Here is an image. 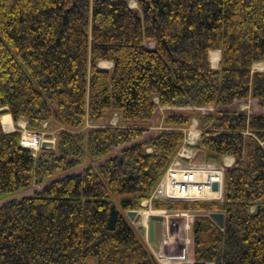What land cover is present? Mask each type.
<instances>
[{
	"label": "trees",
	"instance_id": "obj_1",
	"mask_svg": "<svg viewBox=\"0 0 264 264\" xmlns=\"http://www.w3.org/2000/svg\"><path fill=\"white\" fill-rule=\"evenodd\" d=\"M129 1L0 0V116L55 136L34 155L0 121V264H161L126 211L150 196L193 117L207 162L234 157L222 198L152 208L202 212L193 264H264V112L229 108L252 98L264 110V71L252 68L264 61V0ZM157 106L190 108L144 137ZM106 110L139 121L86 127Z\"/></svg>",
	"mask_w": 264,
	"mask_h": 264
},
{
	"label": "built area",
	"instance_id": "obj_2",
	"mask_svg": "<svg viewBox=\"0 0 264 264\" xmlns=\"http://www.w3.org/2000/svg\"><path fill=\"white\" fill-rule=\"evenodd\" d=\"M21 127L20 145L31 149L34 155L43 139L55 140L54 133L51 132V138L45 129L30 131L25 129V125ZM183 132L184 137L179 150L171 158L150 196L141 202L140 209H136L139 216L142 217L153 211V200L198 201L222 198L224 166L214 162H194L195 145L201 131L198 128H183ZM214 184H217L216 188L213 187ZM184 240L178 249L179 252L168 255L169 258L190 262L188 238L185 237Z\"/></svg>",
	"mask_w": 264,
	"mask_h": 264
},
{
	"label": "rangeland",
	"instance_id": "obj_3",
	"mask_svg": "<svg viewBox=\"0 0 264 264\" xmlns=\"http://www.w3.org/2000/svg\"><path fill=\"white\" fill-rule=\"evenodd\" d=\"M129 5H130V7H133V8L136 7V3L134 4L132 0L129 1ZM145 45H147L148 47H152L153 46V42L152 41H145ZM213 52H217V54L219 53L218 54V56H219L218 59H215V57H211V54ZM209 57H210V62L212 64V66L216 68L217 67V64H218V60L220 58V52H219V50L218 51L213 50L210 53ZM98 64L102 68H110L111 67V63L109 61H106V62L100 61ZM252 68H253V70L264 71V61H258L256 63H254L253 66H252ZM189 108L190 107H188V108H181V107H170V106H157L155 108L154 115H153L152 120H151V125H150L149 132H147L146 134H144V137H147V136L153 134L156 130H158V129L161 128V126H162L161 121H162V118H163V116H164V114H165L166 111H168V110L189 109ZM229 108L230 109L242 110V111H245L247 113L254 112V111L264 112V110H261L259 108L257 101L255 99H252V98H244V99L236 100L234 102V104L231 105ZM197 109L200 110V111L205 112V111H209V110L211 111V110H213L214 107L213 106H206V107H199ZM107 111L108 110L105 111V114H104L103 118L100 121L95 122V123H89L88 122L86 124V127L103 126V125H107V124H109V125H122V124H126V123L127 124H135L136 122L139 121L138 119H131V120H124V121H122L119 118V115L117 113H108ZM6 117H8V115L2 116L1 117V121L3 120V118L6 119ZM10 121H11V119H10ZM11 123H13L14 130L15 129H18L20 131V135H21V131H22L21 130L22 129V127H21L22 125H25V129H27V130L35 131V130H31V129L27 128L26 121L24 119H21V121L19 119L18 121L11 122ZM11 123H10V126H11ZM183 128H186V129L187 128L188 129L189 128H198L197 119L193 117L191 119V122L187 126H185ZM45 131H47L50 134V137L52 138V133H54V129H49V130L48 129H45ZM53 136H54V134H53ZM50 140H52V139H50ZM116 151H117V148L114 149V152H116ZM195 152L196 153L194 155V162H196V163H200V162H203V161L207 162L204 159V157H202L201 155H197V149L196 148H195ZM36 153H37V151L35 152V154ZM210 163H212V162H210ZM40 188L41 187L34 185V187H32V189H30V190H28L26 192H22V193L16 194V196H22L24 194H30L34 190H39ZM9 198L10 197H7L6 199H9ZM6 199H4V200H6ZM152 209L154 211V208H152ZM153 211H151L150 214H144L142 216V217H144L143 219H145V221L149 220V222H148V232L151 235V237H150L151 242H153V234H154L155 229H156V231H159L161 229V225H162V222L161 221H165L166 222V224L169 227V228H167L168 232L169 233H173L174 234V237L177 238L178 234H180L179 232H180V228L181 227L179 226V224H177V221H175V218H176L175 215L179 214L180 211H178V212L176 210H168L167 212H157V211L156 212L155 211L153 212ZM183 212H186V211H183ZM188 212H192V211H188ZM195 212H197V211H195ZM166 215H168V216H166ZM170 215H172V217ZM156 216H159V217H156ZM126 217L129 220V222H130L131 226L133 227V229L135 230V232L140 237L144 238V236H145V238H146V235H145V232L144 231L147 230V227H143L141 225V221L139 219L133 221L127 215H126ZM169 219H171L172 222H170ZM192 221H193V218L190 219V217H189V220L187 221V224H186L187 226L185 227V225H182V232L184 234L187 233L185 236L188 238V240H187L188 248L191 246V243H192V237H191V234H192L191 233V223H192ZM145 223H147V222H145ZM165 228H166V226H165ZM183 240H181L182 243H183ZM152 244H151V247L154 248V250H155V253L154 254L158 258H161L162 257L161 256V252L164 253L162 251V246L163 245L161 247H159V246L158 247H155ZM159 254H160V256H159ZM164 255H166V254L164 253ZM185 262H187V261H185ZM162 263H164V262H162Z\"/></svg>",
	"mask_w": 264,
	"mask_h": 264
},
{
	"label": "crops",
	"instance_id": "obj_4",
	"mask_svg": "<svg viewBox=\"0 0 264 264\" xmlns=\"http://www.w3.org/2000/svg\"><path fill=\"white\" fill-rule=\"evenodd\" d=\"M211 52L212 51H210V53ZM5 109H6V107H2L1 108V110H5ZM5 115H8L7 118H10L11 119L10 123L11 122H14L13 119H12V117H11V115L9 113L2 114L0 116V121H1V117L2 116H5ZM20 121H21V119H20ZM1 124H2V121H1ZM2 127H3L4 131H6V132H9V131L14 130L13 123H11V126H9V128H4L3 124H2ZM197 155H200L198 153V151H197ZM233 162H234V157L233 156L224 155V156L221 157V162H220L221 164L220 165L230 166ZM154 211L155 212L156 211L157 212H167L168 210H165V209H154ZM201 213L202 212H195V211H192V212H188V211L183 212V211H180L179 214L175 215V217H176L175 218V221H177V224H179V226L181 227L180 228V232H179L180 234H178L177 238L174 237V234L173 233H169L168 232L167 228H169V227L166 224V222L165 221H161L162 222L161 229L159 231H156V229H155V231H154V234H153V242H151V240H150L151 235L148 232V222H149V220L145 221V219H143L144 217H140L138 214H136V216L133 219V221L139 219L141 221V225L143 227H147V230L144 231L145 232V235H146V238L144 236L143 239L147 243L148 247L155 253V250H154V248L151 247V244L153 243L152 245L155 246V247H158V246L161 247L163 245L162 246V251L166 254V257H168L167 255L176 253L178 251V249L182 245L181 240H183L184 237H186L185 235L187 233L184 234L182 232V225L187 224V221L189 220V217L191 219V218H193L194 215L201 214ZM166 216H168V215H166ZM170 216L172 217V215H170ZM156 217H159V216H156ZM169 221L172 222L171 219H169ZM145 222H147V223H145ZM165 226H166V228H165ZM158 259H159V261H160L161 264H193V260H191V259H190V262L189 261L188 262H185V261H182V260H174V259L168 257V261L166 263H162L161 258H158ZM208 264H210V263H208Z\"/></svg>",
	"mask_w": 264,
	"mask_h": 264
},
{
	"label": "water",
	"instance_id": "obj_5",
	"mask_svg": "<svg viewBox=\"0 0 264 264\" xmlns=\"http://www.w3.org/2000/svg\"><path fill=\"white\" fill-rule=\"evenodd\" d=\"M55 147V140H50V139H43L40 143V148L42 149H54ZM214 188L217 187V184L213 185ZM137 214L136 209H130L126 211V215L130 219H134ZM209 216L219 225L222 226L224 223V214L223 212L219 211H211L209 212Z\"/></svg>",
	"mask_w": 264,
	"mask_h": 264
},
{
	"label": "bare ground",
	"instance_id": "obj_6",
	"mask_svg": "<svg viewBox=\"0 0 264 264\" xmlns=\"http://www.w3.org/2000/svg\"><path fill=\"white\" fill-rule=\"evenodd\" d=\"M218 54H219V53H218ZM218 54H217V52H213V53L211 54V57H215V59H218V57H219ZM103 62H105V61H103ZM2 121H3L2 123H3L4 127H5V128H9V126H10V124H9V123H10V118H7V117H6V119L3 118ZM186 226H187V225L185 224V227H186ZM161 256H162V257H161V261L164 262V263H166V262L168 261V257H166V255H164V253H162V252H161ZM164 259H165V260H164Z\"/></svg>",
	"mask_w": 264,
	"mask_h": 264
}]
</instances>
